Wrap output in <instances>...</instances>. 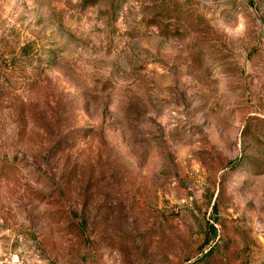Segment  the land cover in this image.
Instances as JSON below:
<instances>
[{
	"label": "rangeland",
	"instance_id": "obj_1",
	"mask_svg": "<svg viewBox=\"0 0 264 264\" xmlns=\"http://www.w3.org/2000/svg\"><path fill=\"white\" fill-rule=\"evenodd\" d=\"M0 264H264V0H0Z\"/></svg>",
	"mask_w": 264,
	"mask_h": 264
}]
</instances>
